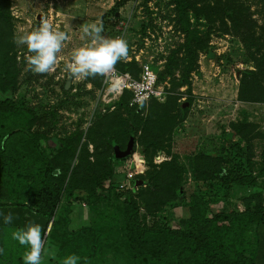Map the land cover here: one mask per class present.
<instances>
[{
  "label": "trees",
  "instance_id": "obj_1",
  "mask_svg": "<svg viewBox=\"0 0 264 264\" xmlns=\"http://www.w3.org/2000/svg\"><path fill=\"white\" fill-rule=\"evenodd\" d=\"M143 1L146 3L148 0ZM170 2L175 12V23L183 34L178 50L188 63L184 76L180 79L182 83L186 82L190 70L188 68L194 63L197 52H210L207 37L198 28L200 19L210 24L218 20V30L222 31H228L227 21L232 22L235 33L245 44L249 39V46H252L253 21L245 13L240 1ZM7 4L8 0H0V92L15 89L17 75V68L7 55L11 49L8 41L12 36ZM190 17L194 23L190 21ZM207 28L204 33L206 35L212 26ZM257 46L258 49L264 46V41ZM175 52L176 50L167 56L166 72H170V62ZM251 59L255 61L257 68L245 69L240 73L237 99L264 101V54L259 60L253 57ZM119 65L115 67L116 70L137 77L140 64L136 60L120 62ZM99 78L102 76L96 77L95 84H98ZM166 98L167 101H174L176 97L167 95ZM129 99L130 93L125 90L115 101L117 108L127 112V117L117 122H120V126L125 123L124 135L132 137L137 135L138 127L142 124L146 131L137 136L135 143L139 144L140 151L145 155L148 168L130 179L129 188L120 189L118 185L124 181V175L121 173L119 181L113 180L114 175L119 174L111 164L117 155L108 148V141L113 139L120 148L125 143L105 131L108 123L104 126L102 117L87 127L83 135L78 131L73 137L48 136L31 128L36 119L31 108L24 107L22 101L0 98V206L17 208L22 216L21 227L29 221L40 224L42 237L49 224V241L59 238L67 256L74 254L81 258L78 264L95 257L103 239L109 236L111 239L117 238L119 234H122V246L133 264H264L262 247V253L259 247H254L248 255L240 248L245 246L242 243L245 237L248 239L246 246L253 241L257 245L263 240L260 228H264V181L256 179L264 176V165L257 175L244 173L239 167L223 171L219 167L221 157L214 152L196 154L194 160L197 165L194 169L197 179L223 180L227 183L224 195L228 194L232 185L257 188V191H254V195L243 198L242 209L228 207L218 211H212L210 207L218 199L192 196L186 203L173 205L172 209H181V227L155 221L147 223L148 216L154 217L164 203L176 199L181 188V171L170 162H162L158 164L159 168H155L156 165L148 155L154 154L162 145L156 133L154 119L150 113L143 119L137 117L135 108L141 105L129 104ZM149 102L159 104L156 99H150L147 103ZM187 102L190 103V99ZM182 103L177 106L179 111L185 110ZM231 126L241 138L260 135L252 133L246 123H232ZM88 145L92 147L91 151ZM261 155L264 156V148ZM74 157L77 160L73 165L71 160ZM134 181L138 183L135 184ZM112 199L121 202L119 217L113 213L103 216L100 211L90 222H85V225L69 229L68 214L72 204L84 203L88 211H92L100 202L109 207ZM141 208L143 214L140 213ZM102 216L107 220L102 221ZM247 233L254 235L253 241L246 236Z\"/></svg>",
  "mask_w": 264,
  "mask_h": 264
},
{
  "label": "rangeland",
  "instance_id": "obj_2",
  "mask_svg": "<svg viewBox=\"0 0 264 264\" xmlns=\"http://www.w3.org/2000/svg\"><path fill=\"white\" fill-rule=\"evenodd\" d=\"M118 1L120 0H8L7 11L12 25V36L8 41L11 49L7 55L15 64L17 75L15 89L0 92V98L8 97L13 101H22L24 107L31 108L36 116L35 124L31 128L48 136L73 137L78 131L83 135L87 127L102 117L104 126L108 123L105 131L125 143L124 147L120 148L113 139L108 141V148L117 155L116 159L111 161L114 168L121 170L124 163L138 152L144 160V172L148 168L145 155L140 151L139 144L135 143L137 136L146 131L142 124L138 127L137 135L125 136V123L120 126L117 120L126 118L127 112L117 108L115 101L103 99L100 89L102 78L97 80L98 84H95L97 76L77 81L69 78L63 71L64 62L70 59L72 49L85 43L82 39L83 26L98 19L102 20V35L120 36L128 42V58L120 62L134 59L139 64L148 63L156 74L157 84L165 93V98L159 101V104L144 103L143 107H137L135 111L141 119L147 113L151 114L158 139L161 140L162 147L154 154L148 155L150 161L156 165L155 168H159L158 164L162 162L178 166L181 171V188L176 199L164 203L154 217L148 216L147 223L155 221L181 227V209H172L173 205L186 203L192 196L198 195L218 199L210 206L212 211L228 207L242 209L243 198L254 195L257 188L248 189L232 185L228 194L224 195L227 183L223 180L196 178L194 168L197 163L194 157L196 154L211 151L221 157V170H234L239 167L244 173L252 175H257L264 165V156L261 155L264 148V101L237 99L240 73L245 69L256 70V63L251 57L259 60L264 54V46L259 49L257 46L264 41V0H238L253 21L251 25L256 40L253 38L252 46H249V39L245 44L235 33L232 22L227 21L228 31H222L218 30V20L210 24L200 19L198 28L207 37L210 52H197L194 63L188 68L190 70L185 83L180 79L184 76L188 63L185 62L183 53L178 50L183 34L175 23V12L170 0H148L146 3L143 0ZM42 19H47L54 28L64 32L68 40L58 53V57L62 59L56 70L36 74L27 66V48L17 46L13 38L23 31H31ZM190 21L194 23L191 17ZM208 26L212 28L206 35L204 33ZM174 50L176 52L170 62V72H166L167 56ZM120 62L115 65L116 68L120 66ZM66 83L68 86L64 89ZM167 95L176 98L174 101H167ZM187 99H190V103ZM180 102H187V105L182 106L184 111L177 108ZM232 123H246L252 133L260 135L241 138L233 130ZM88 149L91 151L92 147L88 145ZM155 155H159L162 160L156 163ZM76 160L74 157L71 164L74 165ZM120 175L121 173L115 174L113 180L119 181ZM256 180L264 181V176ZM262 190L263 197L264 189ZM110 202L109 207L100 202L92 211H88L84 203H74L72 207L85 212V221L88 223L100 211L103 216L113 213L119 217L121 202L114 199ZM143 212L141 208L140 213ZM103 216L101 220L106 221ZM121 235L103 239L95 257L79 264H133L122 246ZM42 238L47 252L49 237L44 234Z\"/></svg>",
  "mask_w": 264,
  "mask_h": 264
},
{
  "label": "clouds",
  "instance_id": "obj_3",
  "mask_svg": "<svg viewBox=\"0 0 264 264\" xmlns=\"http://www.w3.org/2000/svg\"><path fill=\"white\" fill-rule=\"evenodd\" d=\"M104 31L103 21L97 20L90 24H85L82 28V39L85 43L82 46L73 48L70 59L64 62L63 71L69 78L77 81L85 80L89 77H104V84L108 93H117L120 90L122 77L115 70V65L123 60H127L129 54L128 42L120 36L106 37L102 35ZM68 36L54 28L47 19L41 22L31 31H23L15 35L13 42L17 46H25L29 55L25 57L27 66L36 74H46L54 72L60 63V53L64 47ZM145 98L140 99L141 107L144 106ZM35 214V213H34ZM3 216L4 224H11L13 214L0 213ZM45 235L48 234L46 230ZM11 238L23 246V264H41L42 254L45 253V241L42 238V226L29 221L23 227L16 228L11 232ZM5 249L0 248V254H4ZM47 255L55 258V253L47 251ZM81 258L76 255H69L62 260V264H78Z\"/></svg>",
  "mask_w": 264,
  "mask_h": 264
},
{
  "label": "crops",
  "instance_id": "obj_4",
  "mask_svg": "<svg viewBox=\"0 0 264 264\" xmlns=\"http://www.w3.org/2000/svg\"><path fill=\"white\" fill-rule=\"evenodd\" d=\"M262 204L264 206V195H263V201ZM11 212L13 214V220L12 224H4L3 222V216L0 215V248H4L5 252L4 254H0V264H23L22 260V253L24 251L23 246L19 245L17 241L12 240L11 238V232L15 230L16 228L21 227L22 225V216L20 212H18V209L15 207H6V206H0V213H8ZM86 213L85 212H80V210H75L73 207L71 208V212L68 214L69 218V224L68 227L69 229H75L79 228L80 226L85 225V217ZM49 224L46 228L48 230ZM260 235L263 240L260 243H255L253 241L254 235L251 234H246V236H249V238L252 239L253 243L250 245L248 244L246 246V242L248 241L247 237H245L243 246L241 244L240 247L245 250L246 255L251 253V249H254V247H261L264 249V228H260ZM64 247L63 243L59 238H55L53 241H49V245L47 247V251L51 250L55 253V258H51L50 256L47 255V252L45 251L44 253V259L41 261V264H62V260L67 257V252L64 253ZM67 247V246H65ZM259 249V250H260ZM67 251V250H66ZM261 253L262 249L260 250ZM259 251V252H260ZM260 254V253H259ZM264 254V253H263Z\"/></svg>",
  "mask_w": 264,
  "mask_h": 264
},
{
  "label": "built area",
  "instance_id": "obj_5",
  "mask_svg": "<svg viewBox=\"0 0 264 264\" xmlns=\"http://www.w3.org/2000/svg\"><path fill=\"white\" fill-rule=\"evenodd\" d=\"M116 72L122 77L120 90L117 93H108L106 91V85L104 84V77H102L100 89L103 92V99L106 98L108 101L114 102L125 90L130 93L128 103L133 105H139L141 98H145V103H147L150 99L162 101L165 98V93L162 90V87L157 84L156 74L148 63L144 62L140 64V70L137 77H132L127 72H119L118 70H116ZM154 159H156V161ZM154 159L153 160L156 163L162 160L159 155H155ZM143 170L144 160L142 156L138 152L134 153L132 158L124 163L121 170L115 169L116 173H123L124 175V181L121 182L118 187L120 189L129 188L130 179L137 174H142Z\"/></svg>",
  "mask_w": 264,
  "mask_h": 264
},
{
  "label": "water",
  "instance_id": "obj_6",
  "mask_svg": "<svg viewBox=\"0 0 264 264\" xmlns=\"http://www.w3.org/2000/svg\"><path fill=\"white\" fill-rule=\"evenodd\" d=\"M67 86H68V83H66V85L64 86V89H66L67 88ZM183 105H187V102H183L182 103V106ZM123 154V153H122ZM121 155V154H120ZM134 183L136 184V183H138V181H134Z\"/></svg>",
  "mask_w": 264,
  "mask_h": 264
}]
</instances>
